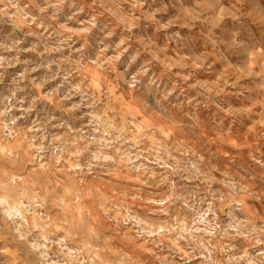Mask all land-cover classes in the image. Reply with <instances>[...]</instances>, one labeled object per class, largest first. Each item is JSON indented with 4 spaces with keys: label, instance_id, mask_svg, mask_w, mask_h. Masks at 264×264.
<instances>
[{
    "label": "clouds",
    "instance_id": "clouds-1",
    "mask_svg": "<svg viewBox=\"0 0 264 264\" xmlns=\"http://www.w3.org/2000/svg\"><path fill=\"white\" fill-rule=\"evenodd\" d=\"M32 2L0 0V17L61 54L66 94L33 79L30 102L0 98V264H264V0H178L167 23L148 0H81L63 22L65 0ZM177 21L207 23L212 48L159 46ZM22 43H0L16 53L0 67L36 50Z\"/></svg>",
    "mask_w": 264,
    "mask_h": 264
},
{
    "label": "rangeland",
    "instance_id": "rangeland-1",
    "mask_svg": "<svg viewBox=\"0 0 264 264\" xmlns=\"http://www.w3.org/2000/svg\"><path fill=\"white\" fill-rule=\"evenodd\" d=\"M25 4H28V0H20V7L24 8ZM43 4V0H33V2L29 5L25 11H30L33 14L36 12V6ZM81 4V0H65L62 11L60 12L59 19L63 22L67 19L68 16L72 15V12L75 10V7H79ZM168 5L167 12L161 11L158 15V19L161 23H167L169 20H174L177 14V10L182 7L181 3L178 0H148L146 7L149 9L161 8L163 9L164 5ZM14 11V10H13ZM50 11H52L50 9ZM86 19L84 15L74 19L70 23L74 25H78L79 20ZM11 15L0 17V43L10 44L16 39H23L24 43L20 45V48H28L33 45L36 46L35 51L23 52L19 53L20 63L12 66V67H0V98L10 94V91L17 86L23 89V91L18 92V96L24 97L26 102H30L32 96L35 94V90L32 88L31 83L29 81L35 80L36 83H44V90L48 92H52L56 94L58 91L60 96H65L66 88L60 87L57 88V85L61 83L60 79H53L57 74V65L60 60L59 57L61 54L57 53L54 55H49L44 53V42H41L37 39L35 35H29L28 30L25 29L23 32L19 30H14V22ZM179 21L175 22L174 25L170 26L168 29H162L156 33L157 43L159 46L164 47L167 45L169 49H177L181 51L182 54L188 53L193 56L199 54L202 51L210 50L212 45L207 37L209 25L207 23H202L196 25L194 28L181 27ZM42 31V29H41ZM179 32V36L176 33ZM230 29L227 25V22L222 24L219 28L215 29L213 32V39L217 41L219 47H223L222 41H225L229 38ZM145 33H152V26H148L147 28H142L139 30L140 35H144ZM59 38H53L47 41L48 47H54ZM119 39L118 36H114L112 38L111 43L115 45L116 41ZM102 43H107L103 39V33L99 31H94L90 36V44L91 47L89 49V53L98 45H102ZM136 45L134 44L133 47ZM0 55L5 56H15L16 53H8L3 50H0ZM64 56H67V52L63 53ZM51 63V68L45 67V65ZM65 69H67L68 65L65 63L63 65ZM220 65L217 64L214 66L213 75L216 71H218ZM28 69L27 78L20 82L19 73H22ZM32 69H36L32 71ZM62 75V73H61ZM75 99H79L76 97ZM72 100H67L66 103H72ZM37 110L41 113L42 116H46L48 113L52 111L50 106L46 102H40L37 104ZM60 115V113H57ZM18 219V217H17Z\"/></svg>",
    "mask_w": 264,
    "mask_h": 264
}]
</instances>
